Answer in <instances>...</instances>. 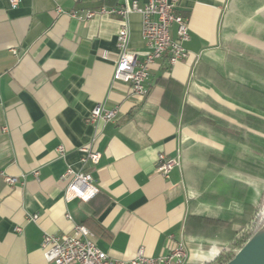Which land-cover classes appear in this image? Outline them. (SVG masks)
I'll use <instances>...</instances> for the list:
<instances>
[{"label": "crops", "instance_id": "1", "mask_svg": "<svg viewBox=\"0 0 264 264\" xmlns=\"http://www.w3.org/2000/svg\"><path fill=\"white\" fill-rule=\"evenodd\" d=\"M120 4L0 0V264H49L43 236L70 235L89 218L112 259L130 261L141 248L156 258L182 243L185 264H210L236 250L262 207L264 0H180L189 58L159 60L144 98L113 80L122 18L70 16ZM129 29L130 51L144 53L140 14ZM98 105L117 108L118 118L90 124ZM95 137L100 161L83 166L79 150ZM160 154L180 158L169 178L156 172ZM68 166L92 176L91 202H66Z\"/></svg>", "mask_w": 264, "mask_h": 264}, {"label": "built area", "instance_id": "2", "mask_svg": "<svg viewBox=\"0 0 264 264\" xmlns=\"http://www.w3.org/2000/svg\"><path fill=\"white\" fill-rule=\"evenodd\" d=\"M180 0H149L144 7L134 2L129 8L127 0H121L117 8H101L98 11H86L84 14L71 13L73 19L88 21L97 15H118L123 22L119 29L116 46L120 52L115 63L113 75L114 81L126 83L133 95L144 98L148 94V84L152 67L168 55L170 66L184 62L189 58V52L185 44L190 39L187 18L177 13ZM11 5L16 8L19 0H10ZM63 13L61 8H57ZM138 13L143 18V40L146 51L138 54L130 51V29L129 16ZM175 28V35H174ZM17 54L16 51L13 52ZM119 116V110L107 109L103 105L96 106L87 118L90 124L98 122H114ZM96 137L88 146L80 148L82 154L80 162L83 166H96L101 154L93 149ZM60 156H64L63 147L58 148ZM180 166V158H169L165 154L158 156L156 172L163 178H169L171 171ZM38 179L39 171L33 173ZM8 186L20 183L19 178L4 176ZM61 181L66 182L65 200L71 202L80 200L88 202L98 194L92 176L86 171H76L68 166ZM66 218L72 220L70 214ZM38 216L27 219L28 222L36 221ZM21 233L22 228H17ZM43 257L49 264H185L187 253L182 243H179L167 254L151 258L145 255L141 248L136 257L130 261L112 259L109 254L99 248L93 233L82 224H73L72 233L67 236H58L47 233L43 236L41 243Z\"/></svg>", "mask_w": 264, "mask_h": 264}, {"label": "trees", "instance_id": "3", "mask_svg": "<svg viewBox=\"0 0 264 264\" xmlns=\"http://www.w3.org/2000/svg\"><path fill=\"white\" fill-rule=\"evenodd\" d=\"M259 122V129L260 128H264V121L258 119ZM98 195V194H97ZM96 195V196H97ZM93 197L91 200H89L88 202H91L94 198ZM264 200V197H263ZM94 224L95 227H92L91 224ZM82 225H85L86 227H88V229L94 234V235H98L100 234L99 232H102L103 230L98 226L97 222L92 219L89 218L86 222H84V224L82 223ZM264 226V202L262 204V207L259 208L258 212L255 214V218H254V223L252 228L248 231H242L239 234V237H237V241H236V250L235 251H225L223 252L216 260H214L212 263L210 264H227L229 261H231L234 256L236 255V253L242 249L244 247V245Z\"/></svg>", "mask_w": 264, "mask_h": 264}, {"label": "water", "instance_id": "4", "mask_svg": "<svg viewBox=\"0 0 264 264\" xmlns=\"http://www.w3.org/2000/svg\"><path fill=\"white\" fill-rule=\"evenodd\" d=\"M227 264H264V226Z\"/></svg>", "mask_w": 264, "mask_h": 264}]
</instances>
